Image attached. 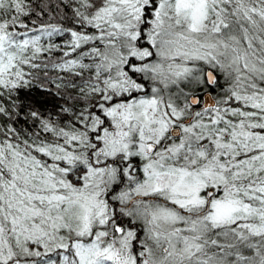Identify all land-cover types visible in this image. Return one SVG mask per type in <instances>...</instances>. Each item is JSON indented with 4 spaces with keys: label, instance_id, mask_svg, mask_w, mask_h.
<instances>
[{
    "label": "snow or ice",
    "instance_id": "6c2138e0",
    "mask_svg": "<svg viewBox=\"0 0 264 264\" xmlns=\"http://www.w3.org/2000/svg\"><path fill=\"white\" fill-rule=\"evenodd\" d=\"M0 264H264V0H0Z\"/></svg>",
    "mask_w": 264,
    "mask_h": 264
}]
</instances>
